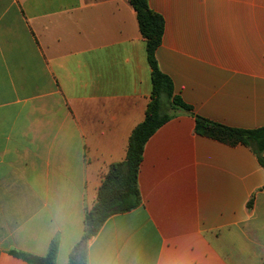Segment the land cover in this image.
Wrapping results in <instances>:
<instances>
[{
  "label": "crops",
  "instance_id": "obj_1",
  "mask_svg": "<svg viewBox=\"0 0 264 264\" xmlns=\"http://www.w3.org/2000/svg\"><path fill=\"white\" fill-rule=\"evenodd\" d=\"M148 3L165 20L159 68L193 110L171 109L147 141L142 205L104 222L88 264H264V151L201 135L195 118L264 127V0ZM151 74L128 0H0V264L55 242L70 264Z\"/></svg>",
  "mask_w": 264,
  "mask_h": 264
},
{
  "label": "trees",
  "instance_id": "obj_2",
  "mask_svg": "<svg viewBox=\"0 0 264 264\" xmlns=\"http://www.w3.org/2000/svg\"><path fill=\"white\" fill-rule=\"evenodd\" d=\"M134 8L140 32L147 43L148 62L152 70L153 90L147 106L144 121L132 132L126 160L114 163L99 187L93 207L87 210L84 219L83 241L94 237L104 222L112 215L126 213L142 205L139 190V171L143 161L144 148L151 136L173 115L172 110L192 113V107L175 94L172 79L164 74L158 65L156 52L162 43L165 20L149 7V0H128ZM196 118V131L204 136L230 144H243L259 156L264 151V127L257 129L231 128L212 122L201 116ZM261 163L264 162L261 159ZM81 242V243H82ZM77 245L70 255V264H88L87 248ZM58 253L57 243H53L44 257L13 251L12 254L30 264H55Z\"/></svg>",
  "mask_w": 264,
  "mask_h": 264
},
{
  "label": "water",
  "instance_id": "obj_3",
  "mask_svg": "<svg viewBox=\"0 0 264 264\" xmlns=\"http://www.w3.org/2000/svg\"><path fill=\"white\" fill-rule=\"evenodd\" d=\"M86 246V241H84L83 243H82V246L81 247H85Z\"/></svg>",
  "mask_w": 264,
  "mask_h": 264
}]
</instances>
